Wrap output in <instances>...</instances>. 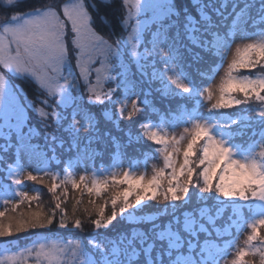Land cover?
<instances>
[{
	"label": "snow or ice",
	"instance_id": "6c2138e0",
	"mask_svg": "<svg viewBox=\"0 0 264 264\" xmlns=\"http://www.w3.org/2000/svg\"><path fill=\"white\" fill-rule=\"evenodd\" d=\"M16 3L17 0H7L10 6ZM128 3L129 0H122V6ZM101 6L107 7L105 0H99V4L78 0L64 3L62 7L45 5L13 13L0 30V136L3 137L0 153L13 152L19 156L26 149L34 160L42 157L40 163L46 165L42 171L54 181L48 189L53 194L58 185L50 166L54 161L59 163L58 149L88 156L96 153L94 145H101L105 140L114 148H127L141 142L130 130L119 127V119L125 116L127 102L133 95L142 93L143 99L132 101V111L127 113L129 119L133 112L152 110L154 101L150 97L154 90L163 94L162 89H153L154 79L160 78L155 71L149 75L146 65L154 68L151 62L158 58L165 64L174 63L179 67L188 55L196 64L210 60L215 52L227 48L233 32L257 23L247 10L258 9L259 24L264 25V0L256 3L249 0L242 8L233 4L230 15L225 14L226 5L215 8L209 0H137L134 24L129 22L131 11L127 20L120 21L121 27L130 29V34L126 39L110 43L97 31V25H105L107 21V15L100 11ZM146 9L153 14L151 29L140 18ZM68 37L70 40L66 42ZM141 44L142 54L137 51ZM129 49L138 65L139 78L135 73L129 75L121 63V57H127ZM70 50L76 53L73 59L79 69L77 76L71 72ZM97 61L102 66L109 65L108 79L113 85L102 95L96 92L90 80L92 65ZM258 64L264 68V42L248 44L239 58L232 61L228 79L221 85L219 96L206 115L198 111L186 112L185 122L190 123L191 128L184 129L180 140L174 136L169 139L167 133L162 135L159 131L142 134L156 146H163L153 148L152 152L154 156H163L164 167L150 179L124 172L123 178L117 181V174L111 173L113 185L127 186L114 191L109 215L106 216L104 208L100 207L99 218L91 221L98 235L99 230H106L103 241L91 240L90 247L77 242L72 247L47 244L37 238L33 246L25 248L20 255H34L36 264H219L223 248L216 239L228 235L233 224H247L245 207L253 216L252 234L247 240L249 244L257 241V228L264 229V135L259 142L253 141L247 147L234 143L232 126L240 124L241 120L223 114L218 116L217 111L253 101L264 105V77L240 78L233 76L231 71L237 67L254 69ZM65 69L68 75L64 74ZM9 77L31 79L37 86V100L51 111L36 109L35 101H29L27 94ZM167 79L179 89L178 92L170 90V97L179 95L196 100L197 104L201 102L198 98L203 97V92L195 81L183 83L179 78ZM40 96L47 98L40 99ZM206 99H213L210 90ZM138 103L144 108L140 109ZM117 104L119 108L115 107ZM30 107L43 117V145L33 144L34 134L39 129L29 122ZM257 115L264 127V107L258 114L244 119L254 120ZM109 124L112 127H108ZM113 129L127 137L124 145L113 135ZM182 141H186V147L182 151L183 163L177 168L174 157L181 152ZM37 178L31 172L27 174L29 181ZM84 180L81 176V183ZM14 183L20 185L22 181L15 179ZM108 183L104 181L105 185ZM72 186L79 188L80 184L72 180ZM85 188L89 193L95 190L99 194L102 185L97 181L94 189L86 184ZM19 196L27 199L26 192H19ZM55 199L51 213L34 211L19 218L10 217L7 222L0 219V238L50 229L54 223L60 229L69 228L60 197ZM148 202L164 205L159 216L142 214ZM4 203L10 201L5 199ZM180 205H184V210H180ZM57 209L61 213L58 220ZM228 209L231 216L219 224ZM2 217L5 212L0 211ZM72 227L80 229L81 220L76 218ZM259 238L264 240V236ZM224 243L231 246L230 241ZM256 253L260 264H264V247L256 249L255 253L248 248L238 249L232 264H250L245 257ZM7 259L15 264L17 257Z\"/></svg>",
	"mask_w": 264,
	"mask_h": 264
},
{
	"label": "rangeland",
	"instance_id": "374dc122",
	"mask_svg": "<svg viewBox=\"0 0 264 264\" xmlns=\"http://www.w3.org/2000/svg\"><path fill=\"white\" fill-rule=\"evenodd\" d=\"M4 3L7 4V0H2ZM78 0H46L44 3H47L46 5H62L64 3H76ZM141 2H144V0H141ZM152 2H160V0H152ZM227 0H209V3H211L215 8H221L222 5H226ZM253 3H256L257 0H252ZM43 3V4H44ZM137 3V0H129L128 5H124V17L126 16V20L128 19V12H132V19L129 21L130 23L135 22L136 14H135V5ZM247 3V0H239L238 4L239 7H244V5ZM45 5H40L36 8H41ZM233 4H228V8L225 10L226 15H230V9L232 8ZM257 11L258 9L253 8L250 10H247V14H250L253 18L257 20V23L251 24L247 28L241 27L239 31L233 32V41L232 43H228L227 48L223 49L222 51H217L213 54L212 58L207 61H203L199 64H196L192 62L191 55H188L184 58V60L181 63V66H177L174 63L165 64L162 61H160L158 58L153 60L151 63L154 64V68L152 66L146 65V71L149 75H151V71H155L156 77H159L160 79H154L152 87L153 89H162L163 94H161L160 91H153L152 96L150 97L151 100L154 101V106L152 110H160L170 108L168 113H163L162 120L154 118L156 113H152L151 111H136L133 112V115L131 119L128 118L127 113L132 111V101H139L143 99L142 93L138 95H133L131 97V100L127 102V110L125 112V116L121 119H119V127L124 129L125 131L130 130L131 133L134 136H137L140 138V143H134L132 144L133 151L130 152V146L126 148V152L129 153V155H140L142 151H149L147 148L152 145L154 142L148 141L146 137H144L142 134L147 131H159L163 135L164 133H167L169 139L171 137H175L177 140H180V137L184 135V129L191 128L190 123L185 122V114H178L174 110V106H171V101L174 100L177 101L179 98H182L183 96H169L168 93L170 90L175 89L177 92L179 89H176L175 85H172L171 82L167 79L168 77H172L173 79L179 78L183 83H188L189 80H193L190 74L187 73V71L193 70L194 72H200L202 68H206V63H210L211 61H217L222 60L221 66L218 69V71L212 75V77L209 80V83L203 86L197 85L200 90L203 92V97L201 98V102L199 103V107L196 109V111L207 114L208 109L211 108V105L216 102V99L219 96L220 87L224 82L228 79V73L230 70V65L234 59H238L240 54L243 52V49L247 47L248 44H259L264 42V25L259 24L258 17H257ZM141 19H143L146 23L149 29L152 27L153 22V14L150 9H146L145 12L141 13L140 16ZM10 17L2 15L0 16V30H2V26L4 23H6ZM70 27V26H69ZM127 35L130 34V29H127ZM101 34V33H100ZM104 35V34H101ZM127 35H124V38L126 39ZM105 39H108L109 42H113L115 40H111L107 38L104 35ZM70 40V37L66 39V42ZM117 40V39H116ZM74 47V46H73ZM238 49L240 50L238 52ZM138 53H143V45L137 49ZM129 54L131 55L130 49ZM76 55L74 51H69V60L71 61L72 68L71 72L73 76H77L79 73V69L75 66V60L73 57ZM132 58H129L128 56H122L121 57V63L124 66L125 71L128 72L129 75L135 73L136 77L139 78V72L136 68H132L131 64L133 63ZM87 63V61H85ZM185 69L183 68V65ZM109 65L104 64L103 66L99 61L94 63L92 65V74L90 76V80L93 86H95V90L97 93H102V90L106 92L110 87L113 85L110 83L108 77H109ZM150 69V72L149 70ZM99 70V72H97ZM232 75L235 77H244V76H251L253 79L264 77V68H262L259 64L254 69H241L237 67L236 69H232ZM64 74L68 75V70H64ZM51 75V73H49ZM97 76H99V81H97ZM184 77H188V79H184ZM11 79V82L15 85H17L19 88H21L26 94L27 99L29 101H35V108L41 109L43 108L45 112H50L51 110L45 107L44 105L40 104L37 100V93L32 90L33 96L29 95L26 89L22 86L20 79H15L12 77H9ZM161 79L164 81L161 83ZM156 82V83H155ZM63 83V81H61ZM165 84L168 85V87H165ZM24 85V84H23ZM147 87V85H145ZM163 87V88H162ZM37 88V87H36ZM209 90L212 93L213 99L208 100L206 97L209 94ZM187 94H184L186 96ZM233 95H236L233 93ZM46 96H40V99H45ZM177 102H175L176 104ZM119 106V105H118ZM142 106V107H139ZM166 106V107H165ZM138 107L140 109L144 108V105L142 103H138ZM261 107H264V105L260 104L259 101H253L249 104H242L238 106H233L229 109H220L221 113L223 115L230 116L233 119L239 118L241 120V123H248V122H257V120H246L245 117L252 116L253 114H258L259 109ZM118 108V107H117ZM232 112V113H229ZM236 113L239 116L233 114ZM146 115H148L146 128L140 129L138 126V120H141ZM27 116L29 118V122L37 129H39L38 133H35V138L33 140L34 145H43V128H41V121L43 117H40L37 115V112L33 110L31 107L29 108L27 112ZM259 120V117L257 115V118ZM124 121H128V124H124ZM240 124L233 125L232 131L234 132L233 141L234 143L239 140L238 136H235L236 134V127L238 128ZM108 127H112L110 124ZM235 128V129H234ZM58 135H62L61 133H57ZM82 136L85 135V133L81 134ZM113 135L120 138V143L123 144L126 142L127 137L123 135V133L116 131L113 129ZM264 135V131L262 133ZM261 135V136H262ZM261 136L258 139L257 142L261 140ZM0 143H3V137L0 136ZM248 146V145H247ZM96 148V155L99 152V157L103 158L108 156V152L110 150L115 149L111 143L108 140H105V142L101 145H94ZM155 147H163L156 146ZM181 152L177 154L174 159L176 160V166L179 168L180 164L183 163V155L182 151L183 148L186 147V141H182L180 144ZM118 150V149H117ZM140 150V152H139ZM260 149L257 148L256 151L258 152ZM57 162H53L50 166L51 172L55 173L57 176V179L60 176H64V181L62 183H69L72 185V180H75L77 183L80 184L81 189L87 190L85 188V185H83L80 181V177H85L84 182L87 185L88 188L94 189L95 182H99L102 185V188L100 192H103L106 188H111L110 193H103V201H102V207L104 209L111 206V197L116 190H122L123 187H126L127 185L124 184H116L113 185L111 181L113 180V177L111 175L112 172H115L117 175L115 176V180L119 181L123 178L124 172H129L131 175L135 177L144 176L145 179H150L152 175L156 173L159 169L164 167L163 163V156H154L153 152L151 151L150 154L142 155L140 156V160H130L126 161L125 158L121 157V155L116 153L115 158L111 159L109 163L105 162L104 159H97L94 155L89 154L88 156H85L82 152L81 153H69L65 151L64 149H58L57 150ZM40 154L37 153V156ZM50 155V154H49ZM151 155V156H148ZM42 159V157H40ZM40 159L34 160L32 155L25 149L22 155H14L13 152L8 153H0V211L5 212V217H2L0 219H3L5 222H7V219L10 218L9 216H13L14 218H19L22 214L27 215L29 212L34 211H43L45 213H50V208L52 206V201L55 200L56 196H59L63 188H57V191L55 194L49 192V187L54 182L51 175H45L42 169L46 166L44 163H40ZM136 159V158H135ZM103 161V162H102ZM135 161V162H134ZM104 163H106V166H103ZM97 165H101L99 168ZM170 171L168 169L165 170ZM31 172L33 175H36L38 178L36 181H29L27 180V174ZM15 179H20L22 183L20 185H17L14 183ZM56 179V180H57ZM227 179V178H226ZM43 180L44 182L41 183L40 181ZM108 180L109 183L107 185L104 184V181ZM59 181V180H58ZM57 181H55L56 183ZM61 182V181H60ZM67 188L65 189V191ZM75 192L78 191V188H73ZM26 192L27 193V199L20 197L19 192ZM88 191V190H87ZM66 192H69L66 191ZM99 192V193H100ZM91 193L98 194L95 190H93ZM33 197H38L37 199H32ZM8 199L10 203L5 204L4 200ZM21 200L24 202L21 203ZM105 201H107V205H105ZM164 205L154 202V209L157 211H161L163 209ZM180 210H184V205H180ZM247 221V224L241 223L238 226L237 235L231 238L230 241L231 246H228L224 243V241L219 242L218 244L221 245L223 248V252L218 257L219 264H232V261L236 258V252L238 249H245L248 248L252 252H256V249L260 247H264V240H261L259 237L264 236V229L258 227L257 228V235L258 239L257 241L252 242L249 244L247 238L250 234H252V229L250 227V224L253 220V216L249 219H244ZM233 233V231H230ZM41 242L51 244V243H57L62 246L71 245L72 247H75L76 243L79 242L81 245H86L82 242L81 239L77 238H66L64 236H52V237H41ZM261 241V243H258ZM89 247L90 244H87ZM33 246V243H30L28 246L23 248H18L16 250L11 251H4L0 252V261H3V264H14L12 260L7 259V257L16 256L17 259L15 261V264H36V258L34 255H29L27 253H24V255H20V253L24 252L25 248H31ZM250 264H260V257L259 254L256 253L254 255H248L246 256ZM245 259V260H247ZM256 262V263H255Z\"/></svg>",
	"mask_w": 264,
	"mask_h": 264
},
{
	"label": "trees",
	"instance_id": "16d2710c",
	"mask_svg": "<svg viewBox=\"0 0 264 264\" xmlns=\"http://www.w3.org/2000/svg\"><path fill=\"white\" fill-rule=\"evenodd\" d=\"M46 0H17V3L15 5H8L4 3L2 0H0V16L5 15L8 17H11L13 13L16 12H24V11H31L33 8H36L40 5H46L47 3H44ZM239 0H227L226 6L228 8V4H238ZM87 2V0H86ZM92 2H95L99 4V0H92ZM249 0H247V3ZM44 3V4H43ZM105 6H101L100 11L102 14L107 15V21L105 22V25H97V31L100 32L101 34H104L107 38L111 40H116V39H122L124 38V35H127V29L121 27L120 21L121 19L126 20V16L124 17V6H122V0H105ZM226 8V9H227ZM241 8V7H240ZM238 10V9H237ZM233 7L230 9V12L232 13ZM230 13V14H231ZM110 22V23H109ZM128 57L131 58V55L128 54ZM222 60H217V61H211L210 63H206L205 67L200 70V72H194L193 70L187 71L188 74L194 79L195 83L199 86H203L209 83L210 78L212 75L216 73V71L219 69L221 66ZM131 67L134 69L138 67V65L135 63L133 60V63L131 64ZM150 72V69H148ZM152 74V71H151ZM22 86L26 89L29 95L33 96L31 93L32 90H34L37 93V86L35 83L31 82V79L29 80H24L20 79ZM156 83V82H155ZM24 84V85H23ZM145 87V85H144ZM147 88V87H145ZM163 88V87H162ZM103 90L101 95L103 94ZM143 95V94H142ZM202 97H199L198 99L201 100ZM175 102H177L175 104ZM171 101V106H174V110L178 114H184L189 111H196V109L199 107V104L196 103V100H188L185 99L184 97L179 98L177 101ZM117 104L115 107L119 108L120 105ZM142 107V106H139ZM166 107V106H165ZM164 108V107H163ZM160 109L158 111L156 110H151L152 113H156L154 118L160 119L162 118V115L164 112L168 113L170 108L166 109ZM153 109V108H152ZM232 113V112H229ZM221 110L217 111V115L221 116ZM237 116H239L236 113H233ZM145 116V115H144ZM148 115H146L144 118L141 120H138V126L140 129H145V127H141L142 124L146 125L148 119ZM257 122H248V123H242L240 126L237 128L236 127V134L235 136H238L239 140L242 141H237L235 142L236 144H241V145H250L252 144L253 141H258L260 136L262 135L264 131V127H261L259 120ZM120 124V123H119ZM124 124H128V121H124ZM234 142V141H233ZM121 144V143H120ZM125 143L121 144L124 145ZM134 144V143H133ZM133 145H130V152L133 151L132 149ZM155 148V144L153 143L150 145L147 150V152L142 151L140 155H129V153L126 152V148H115L113 150H110L108 152V156L106 157H99V152L94 154L95 158L97 159H104L105 162L109 163L111 159L115 158L116 153L121 155V157L125 158L126 161L130 160H140V156L142 153L144 155L150 154L151 151ZM118 149V150H117ZM140 152V150H139ZM151 156V155H148ZM136 158V159H135ZM103 162V161H102ZM135 162V161H134ZM109 165H111L109 163ZM98 168L101 165H97ZM103 166H106V163H104ZM64 179V176H60L57 180L56 183L58 185L57 188H62L64 187V183L62 181ZM59 180V181H58ZM61 181V182H60ZM86 182H83L82 184L85 185ZM67 188L66 191L69 190V192H66L65 189ZM74 187L69 184L65 183V187L61 191L59 197L61 200V208L64 209L66 212V219L67 222L69 223V228L67 229H60L58 227V224L54 223L50 229H36L34 231H28V232H21L19 234H14L12 236L6 237V238H0V252L6 251H11V250H16L18 248H23L28 246L30 243H33L37 238L41 237H52V236H64L66 238H77L81 239L84 244H88L89 241L95 240L97 242L103 241L106 235V230H99L100 234H97V230L94 228V226L91 224V221L93 219L99 218V209L102 207V201H103V193H110L111 188H106L103 190V192H100L99 194H94V193H89L87 190H83L81 188H78V191L75 192L72 190ZM124 188V187H123ZM102 191V190H101ZM66 193V194H65ZM56 204V199L52 201V206L50 208V213L51 211L55 208ZM102 204V205H101ZM87 209V211H85ZM105 215H109L111 213V206L104 209ZM161 211H157L154 209V202H148L146 206L143 207L142 209V214L148 215V214H153L159 216ZM60 210H56V217L57 220L60 217ZM231 216V210L228 209L224 213V219L219 221V224H223L225 220H227ZM11 218H14L13 216H9ZM252 215L248 214L247 208L245 207L244 209V219H249L251 218ZM79 218L81 220V228L76 229L72 227V222L76 219ZM119 219V217H118ZM115 223V222H114ZM239 224H233L232 228L230 229L228 235L224 236L221 239H216V243L218 244L219 242L230 240L234 236L237 235V230ZM215 239V238H214ZM258 243H261L259 241ZM245 259H247L245 257ZM248 261V259L246 260ZM256 263V262H255Z\"/></svg>",
	"mask_w": 264,
	"mask_h": 264
}]
</instances>
